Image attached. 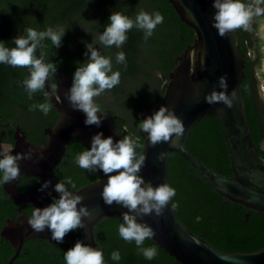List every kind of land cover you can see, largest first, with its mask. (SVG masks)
Masks as SVG:
<instances>
[{
  "label": "trees",
  "instance_id": "trees-1",
  "mask_svg": "<svg viewBox=\"0 0 264 264\" xmlns=\"http://www.w3.org/2000/svg\"><path fill=\"white\" fill-rule=\"evenodd\" d=\"M140 11H159L164 22L157 26L153 36L144 40L142 30L133 28L122 48H104L94 43L102 54L111 56L113 70L121 72V82L110 91L96 98L101 109L108 110L112 121L125 135L137 140L144 148L146 134L139 129L143 120L140 111L152 109L163 100L165 86L171 71L179 62L180 54L194 42L195 31L184 21L170 0H0V41L7 47L26 27L38 31L48 27L64 26L67 30L62 46L56 49L46 41L49 62L57 64L64 76L73 79L80 63L86 61V44L102 34L112 13L120 12L135 18ZM255 27V26H254ZM239 40L245 53V75L242 80L243 95L252 138L260 155L264 156V101L259 99L253 68L259 62V41L252 35L239 32ZM252 48L257 60L247 57ZM126 55L127 67L115 62L117 52ZM38 55V53H37ZM90 55V54H89ZM27 69L0 64V148L16 142V125L26 139L43 145L48 139L47 127H53L59 119V111L53 105L45 116L41 111H31L32 104L52 103L43 93H36L31 100L20 83L28 76ZM159 74V75H158ZM52 84L56 85L55 77ZM53 104V103H52ZM185 146L201 161L224 176H233L230 151L222 126L216 116L199 120L185 141ZM87 146L78 138L67 145L66 154L55 169L56 181L72 177L80 189L99 179L106 178L102 171L89 173L75 163V157ZM2 175V174H0ZM170 185L175 188L173 202L179 219L193 233L201 235L217 249L225 252H255L264 248V211L235 202L217 191L195 168L177 152L169 158ZM18 189L25 195L38 193L41 180L21 174ZM59 196L48 194V204ZM20 203L0 184V264H6L14 254L12 243L2 235L9 219L19 216ZM36 205L24 203L28 216ZM122 215L114 214L100 219L94 228L96 246L103 250L106 264H182L153 239L146 240L144 247H155L157 256L147 260L139 254L135 242L124 241L118 233ZM81 237V230L68 233L63 243L48 238H28L15 260V264H66L64 254L74 247ZM119 251L121 259L113 261L111 254Z\"/></svg>",
  "mask_w": 264,
  "mask_h": 264
},
{
  "label": "clouds",
  "instance_id": "clouds-1",
  "mask_svg": "<svg viewBox=\"0 0 264 264\" xmlns=\"http://www.w3.org/2000/svg\"><path fill=\"white\" fill-rule=\"evenodd\" d=\"M215 12L213 14L212 27L218 31L220 37H228L231 33L240 31L252 34L258 41L259 62L254 65L253 72L257 81V93L259 99L264 101V0H213ZM102 34H99L92 43L86 44V61L77 67L71 88L65 92L64 97L68 100L75 111L85 114V125L100 127L105 119L106 112L102 111L96 103V98L106 91L112 90L121 82V72L113 70V59L106 56L94 46L98 43L104 48L117 49L123 47L128 40V32L133 28L142 30L144 40L151 38L158 25L164 22L163 15L156 11L149 13L140 11L135 18H130L120 12L112 13ZM255 26V27H254ZM66 29L62 25L55 28L48 27L46 30H36L26 27L21 35L13 39L15 47L5 46L0 41V64H6L13 68L27 69L28 76L18 82L31 100L36 93H43L45 100L55 99L63 103L57 94V86L51 83V92L46 90V82L55 77L57 64L49 62L46 52V41H50L56 49L62 46ZM236 43L234 41V47ZM39 50V55L37 51ZM90 54V55H89ZM247 57L252 61L257 60V52L252 48L247 51ZM190 75L195 69V50L189 54ZM117 64L127 67L126 55L119 51L115 55ZM203 63V61H202ZM159 75V74H158ZM218 87L221 90H213L205 96V102L209 105L224 104L231 109L238 102L239 96L236 89L229 94L228 77L222 75L218 79ZM199 95V85L197 86ZM53 107L52 103L32 104L31 111L39 110L45 116ZM223 111V109H220ZM103 113V114H98ZM139 129L147 134L152 147L160 143L178 145L186 128L183 120L179 118L175 110L167 106H161L153 115L142 120ZM173 136L176 140L173 141ZM143 146L132 137L125 135L123 139L115 141L112 136L104 138L102 132L95 134L91 140V147L82 151L75 157V163L89 173L102 171L107 177V183L101 193L106 205H120L126 208L122 214L123 222L118 226L119 236L126 242H135L139 254L147 260L157 256L155 247H144L145 241L153 239L155 230L147 223L138 221V217L164 215L165 209L171 203L174 209L177 205L173 202L176 190L168 183L158 186L146 184L145 179L139 173L145 165L146 155L138 153L137 149ZM10 145L0 148V184L11 183L21 176L20 161L33 159L34 149L27 152L12 154ZM169 156L167 152H160L157 159L163 161ZM41 152L40 159H43ZM51 185V181L42 184L40 191H44ZM77 185L72 177H65L54 186V191L59 193L58 198H53L47 207H34L28 224L35 232H43L48 229L51 239L63 243L65 236L71 231L84 228V218H92V211L81 205L84 197L74 194ZM113 261H119L121 254L113 251ZM66 264H106L103 250L99 247L85 245L77 241L75 246L64 254Z\"/></svg>",
  "mask_w": 264,
  "mask_h": 264
},
{
  "label": "water",
  "instance_id": "water-1",
  "mask_svg": "<svg viewBox=\"0 0 264 264\" xmlns=\"http://www.w3.org/2000/svg\"><path fill=\"white\" fill-rule=\"evenodd\" d=\"M182 19L193 28L195 38L192 44L180 54L179 62L171 71L165 86V93L161 103L152 109L143 108L140 116L144 119L157 112L161 106L175 110L176 115L185 124L186 131L178 141L177 146L171 143H160L151 146L147 134L142 153L146 155L145 165L139 173L146 184L158 186L162 183L170 184L169 158L172 152H177L185 158L195 170L206 179L217 191L229 199L242 203L247 207L264 211V156L260 155L252 138V128L248 120L242 80L245 75V53L241 48L239 33H231L228 37H220L218 31L212 27V17L215 12L213 0H170ZM234 41L236 43L234 47ZM195 50V73L190 75L189 54ZM39 55V50L37 51ZM203 61V63H202ZM228 77V92L236 89L238 102L229 109L224 104L209 105L205 96L211 91L221 90L218 79L222 75ZM57 94L63 103H58L55 96L51 102L59 111V119L53 127H47L48 139L43 145H37L26 139L24 131L16 125V142L12 148L13 155L34 149L33 159L20 161L21 174L35 176L41 183L51 181V185L44 191L31 196H25L17 187L20 178L5 184V189L19 203V216L16 220L9 219L2 230V235L13 245L15 252L6 264H15L25 241L30 237L51 239V232H35L28 224V216L24 203H32L44 208L49 204L45 197L48 194L59 196L54 191L56 183L55 169L66 154L67 145L73 138H78L91 147L92 137L102 132L104 138L112 136L115 141L123 139L125 132L112 121L108 110L100 127L87 126L86 116L81 111L72 109L64 97L73 79L64 76L59 70L55 73ZM52 80L46 82V90L51 92ZM199 85V95H197ZM223 109V111H220ZM103 114V113H98ZM206 116H216L222 126V131L230 151L233 176H224L211 168L186 146L185 141L191 134L196 123ZM176 137L173 136V141ZM167 152L169 156L163 161L157 159L160 152ZM41 152L43 159H40ZM107 177L92 182L74 194L84 197L81 205H86L92 211V218H84L85 227L81 228V237L85 245L96 246L94 228L101 218L109 215H122L126 208L116 205H106L101 193ZM138 221L151 226L156 235L153 240L177 261L182 264H264V248L255 252H225L217 249L201 235L191 232L179 219L169 203L164 215L138 217ZM52 240V239H51ZM54 241V240H53ZM57 243V241H54Z\"/></svg>",
  "mask_w": 264,
  "mask_h": 264
},
{
  "label": "flooded vegetation",
  "instance_id": "flooded-vegetation-1",
  "mask_svg": "<svg viewBox=\"0 0 264 264\" xmlns=\"http://www.w3.org/2000/svg\"><path fill=\"white\" fill-rule=\"evenodd\" d=\"M45 133H47V132H46V129H45ZM10 146H11V148H13V146H12V145H10Z\"/></svg>",
  "mask_w": 264,
  "mask_h": 264
},
{
  "label": "rangeland",
  "instance_id": "rangeland-1",
  "mask_svg": "<svg viewBox=\"0 0 264 264\" xmlns=\"http://www.w3.org/2000/svg\"><path fill=\"white\" fill-rule=\"evenodd\" d=\"M4 145L1 146V148L3 147ZM263 146H264V142H263Z\"/></svg>",
  "mask_w": 264,
  "mask_h": 264
}]
</instances>
